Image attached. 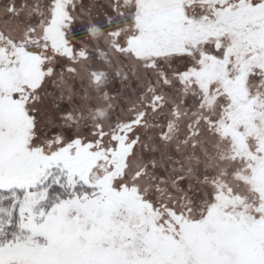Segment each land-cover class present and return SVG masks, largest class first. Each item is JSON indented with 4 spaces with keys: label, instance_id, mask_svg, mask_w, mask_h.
<instances>
[{
    "label": "rangeland",
    "instance_id": "1",
    "mask_svg": "<svg viewBox=\"0 0 264 264\" xmlns=\"http://www.w3.org/2000/svg\"><path fill=\"white\" fill-rule=\"evenodd\" d=\"M7 1L12 8L18 3L0 0V225L11 226L12 236L0 245V264H264V0H245L230 15L223 9L231 0H39L46 4L38 29L19 40L5 23L25 20L30 8L11 16ZM55 1L61 13L56 8L54 14ZM123 6L143 22L141 41L128 32L134 23L120 20ZM153 31L161 46L151 44ZM210 34L222 37V45L232 41L225 48L231 63H214L208 53L191 63H173L183 59L176 55L165 59L166 52L184 50L186 40L189 49L199 48ZM168 36L174 43L166 49ZM253 45L259 61L248 63ZM188 51L183 54L192 59L194 50ZM153 78L160 83L141 86ZM165 87L184 89L190 105L205 113L202 125L212 136L192 150L208 153L196 166L213 177L202 175L187 191L184 157L180 168H170L174 196L159 187L165 180L152 176L151 167L162 165L157 160L142 172L128 170L142 127L147 146H153L150 136L170 146V113L156 114ZM130 88L136 92L128 97ZM61 91L74 102L67 96L57 105ZM89 111L97 113L91 121ZM152 118L154 125L146 126ZM54 183L89 191L44 206Z\"/></svg>",
    "mask_w": 264,
    "mask_h": 264
},
{
    "label": "trees",
    "instance_id": "2",
    "mask_svg": "<svg viewBox=\"0 0 264 264\" xmlns=\"http://www.w3.org/2000/svg\"><path fill=\"white\" fill-rule=\"evenodd\" d=\"M16 1L18 2L17 8L14 7L12 9H10V6L13 7V5H12L13 3L7 5L8 1L6 2V5H7L6 9H8V11L11 10V11H9L11 16L16 13V11H17L16 9H18V7L22 8L23 6H25V7L29 6V8H30L29 13L27 14L28 18H26L25 20H21L17 23H14L12 21V25L8 26L9 30L8 29L7 30L9 32H11L12 35L15 34L17 36V37L13 36V38L15 40H19V39H23L25 36H30V35L33 36L34 35V32L36 31V29H38V22L40 21L39 19H40L41 14L43 13V8H44V5L46 3L43 1H39V0H16ZM30 5L32 7H30ZM90 8L92 9L93 6H91ZM92 11H94V8L92 9ZM13 23H14V25H13ZM38 31L39 30H37V32ZM28 34H30V35H28ZM121 66L123 68V65H121ZM84 72L86 73V71H84ZM58 73L61 74V70H59ZM123 74H125V76L127 78H129V76L131 75L130 73H125V72H123ZM123 74H121V76L118 75V78L119 77H120L119 79L123 78L122 77ZM72 75L73 74L70 73V75L67 77L68 78L73 77ZM86 75H87V73H86ZM86 75L81 74L79 76H77V75L76 76L78 78L80 77V79H83L84 81H86V78H87ZM67 77H65V78H67ZM150 79H151V77H150ZM158 79H159V77H158ZM158 79L153 78V80H150V81L147 80V81L141 83V86H144V87L146 85L150 86L151 82H153V83L157 82V84H158V83H160ZM56 83L60 84L61 87L65 86L62 84V82L59 83L58 81H56ZM132 86H134V85L131 83L129 85V87H132ZM139 88H140V85H139ZM131 89H132V91L129 92L128 97L134 96V92H136V89H134V88H131ZM63 90H65V89H63ZM163 90L165 91L168 89L165 87V89H163ZM51 91L53 94L54 90H51ZM102 92L103 93L100 96L103 97V95L105 93H104V91H102ZM60 93H62V94H60ZM60 93H58V96L61 95L58 98V100L60 102H58L57 105H64V103H67L66 101H64L65 97H67V96L69 98L68 99L69 103L74 102V99H71L72 96H70V92L61 91ZM165 93H167V92H165ZM170 93H169L170 95L166 94V96H164L160 93L161 98H163V100H162L163 102H162V104H160L159 109H158L159 111L156 113V114H158V116L163 115L166 112L170 113V115L167 118H170V120L172 121V128L173 127L175 128V132L173 129L172 134L169 137V140L171 141L170 146L166 147L164 145L165 147L164 146L161 147L160 143L163 140L162 139L159 140L158 138H156L155 141H152L151 137L153 138V136H150V138L148 139L153 144V146H147V144L145 142V136L148 135L147 134L148 129H143V127H142L141 131H139V130L137 131V133H138L137 139L140 140L139 144H138L139 148L137 151H135V155H133V159H130V161H129L130 167L128 170L132 171V173L134 172V170H137V172H142L144 167L149 169L150 165L155 163V160H157V162L161 163L162 165H160L159 167H154V168L151 167L152 172H154V173H152V176L156 175L159 179L161 178V179L165 180L162 183H161L162 180L159 182V187L161 186L163 188V190L166 191V193L168 195L174 196L173 192H175V191L172 188H170L171 185H169V183L171 182V180H174V178H171V176H173L175 174H173L172 171H170V170H172L170 168H171V166L173 168L179 167V164L181 163L180 160L182 161V159L184 157H185V160L187 159L188 163L190 164V169L187 170V175L188 176L191 175V176H189V178H190L189 182L186 183L184 186V188L187 189V191H188V189H192L194 186L197 185L196 183H198L200 181V178L202 177V175L204 176V179H206L204 181H207L208 176L213 177V175L210 174L211 171L209 172V171L204 170L202 172L201 170L199 171V169L196 166V163H197L196 158H200V155H202L204 157L207 155V157H208L209 156L208 153L207 152L200 153V152H196V151L192 150L193 147H196V145L194 143L198 142L201 138L205 139V140L209 139V141H212V139H211L212 136L210 133H208V130L206 129L205 119H204L205 125L204 124L202 125L203 118H205V113L204 114L202 113L201 108H197L196 106H194L193 102L190 105V100L188 101L184 97V95H185L184 89L181 90L180 92H176V93L170 92ZM72 95L76 97V95H78V94H76L74 92V94H72ZM134 100H135V98H134ZM131 101L132 100H130V102ZM96 102H98V100H96ZM91 106L93 107V105H91ZM191 106H194V107H191ZM170 107H172V109H170ZM117 108L121 112L125 108V107L123 108L122 102L120 100L117 102ZM190 110H192L193 112L190 113ZM87 114H89L88 116H89L90 121L97 117L96 116L97 113L95 111H89ZM98 114H99V112H98ZM148 114L151 115V117L155 118V116L152 115L150 113V111ZM150 124L152 126L154 125L153 118L150 121V123L147 124L146 126H148ZM139 126H140V124H139ZM140 132H142V134ZM158 137L160 138L161 135H159ZM213 143L214 142H212V144ZM143 146L152 150L153 155L149 156V155L144 154L143 153L144 151L142 150ZM213 147H215V146H213ZM213 147H208L207 149L211 150ZM169 148H173L175 151L169 152ZM189 148L192 151H189ZM171 162H172V164H171ZM160 169H162V170L164 169L163 170L164 172H162V174H159V172H161ZM184 170H185V168H184ZM198 171L201 174H199ZM137 172L135 171L134 173L136 174ZM176 174L180 175V173H176ZM182 174H184V173H182ZM206 175H208V176H206ZM214 176L216 177V173L214 174ZM181 183L183 186L184 181H181ZM158 189H161V188H158ZM81 190L82 191H89V187H87L83 184H77V185H75V187L72 188V190L68 191V190H64V188L60 184L54 183L48 188L49 194H47L46 198L43 199L42 202H43L44 206H51V205L55 204L56 202H60L62 199H65L67 196H70V195L72 196L73 193H78ZM149 190H151V189H148V187L144 189V191H149ZM196 190H197V187H196ZM152 191H154V189H152ZM157 191H159V190H157ZM4 192H6V191H4ZM156 196L159 198V196L157 194H156ZM182 196H185L188 199L187 201H190L193 199L192 197H190L189 192H182ZM9 201H10V199H8L5 202V204H8ZM13 217H14V215H12L11 219ZM11 236H12V227L0 225V245L2 243H4L7 240V238H9Z\"/></svg>",
    "mask_w": 264,
    "mask_h": 264
},
{
    "label": "flooded vegetation",
    "instance_id": "3",
    "mask_svg": "<svg viewBox=\"0 0 264 264\" xmlns=\"http://www.w3.org/2000/svg\"><path fill=\"white\" fill-rule=\"evenodd\" d=\"M123 1V0H122ZM170 3V2H169ZM246 3V1L245 0H231L230 2H228V4H227V6H226V8L225 9H223V14L224 15H230L231 13H232V11H233V8L236 6V5H243V4H245ZM129 5H127V7H128ZM168 7H169V5H168ZM12 7L10 6V9H11ZM129 8V7H128ZM124 9H125V7L123 6L122 8H120V10H119V18H120V20H124V21H126V20H128V18L130 19V21H131V23L133 22L134 23V27L133 28H129L128 27V32L130 31V34L132 33V30L134 31V33H132L131 35H134V36H140V41H141V36H142V34L144 33V31H145V27L143 26V22L142 23H137V19H135V18H131L128 14H125V11H124ZM169 9H170V11H168V13H169V15L170 14H172V11H171V6L169 7ZM220 9V8H219ZM139 15V14H138ZM185 15H188V12H186V14ZM168 16V15H167ZM215 17V16H214ZM213 17V18H214ZM151 19V18H150ZM147 24H148V22H147V19H145L144 20ZM121 22V21H120ZM7 23V24H6ZM5 23V25L6 26H9L10 24H9V22H6ZM130 22H129V20H128V23L126 24V26H128L129 24H131ZM140 26H142V28H143V30H142V32L139 34V30H140ZM257 32H259V30L256 28L255 30H253V33L251 34V37H253V43L256 41V40H254L255 39V37H256V39H257V37L259 36V33H257ZM262 36H263V40H264V29H262ZM129 34V33H128ZM228 33L225 31V33H222V34H220L222 37H226V35H227ZM170 36V35H169ZM169 36H168V39L167 38H165V41H164V47L166 48V49H169L170 47H172V45H173V40L171 39V38H169ZM217 36V35H216ZM221 37V38H222ZM228 38L230 37V36H227ZM221 38L218 40H215V37L213 36V35H207L203 40H201L200 42H199V48H197V49H195V48H188V46H190V44L188 43V41L189 40H186L185 42V49H187V52H189L188 50H194V52H193V56H192V59L190 58V56H188V54H183V51L185 50H181L180 52H178V51H176V52H172V51H169V53H165V59L167 58L168 59V63H170V60H169V58H172L173 56H180V57H182L183 59L180 61V62H178V61H176V62H173V63H191V61L192 62H194L195 60H197L198 59V61H199V58H198V56L199 55H201V53H208L209 55H213L212 57L214 58V63H221V62H226L225 60H224V58L226 59V60H228L227 61V63H231V61H232V59L234 58L233 57V54L232 53H229V54H227V55H225V48H226V45L227 44H229L230 42H232V41H227V42H225V45H222V41H221ZM214 39V42L213 41H211V40H213ZM230 39V38H229ZM162 40H163V38H161V39H158L157 38V33H156V31H153L152 33H150V42H151V44L152 45H154V46H157V45H159V46H161V42H162ZM252 40V39H251ZM203 41V42H202ZM211 41V42H210ZM210 44H212V48H211V50L209 51L208 50V47H209V45ZM193 47V46H192ZM261 50H263V62L261 61V59H260V57H259V60H260V62L261 63H264V47L261 49ZM260 50V51H261ZM235 51H237V49H235ZM190 53V52H189ZM257 54H259L260 55V52H259V50L257 49V47H256V45H253V47H252V49L250 50V52H248V57H250V59H249V62L248 63H256L254 60H256L257 59ZM187 57V59H185L184 60V58H186ZM188 58H190L191 60H188ZM135 59V61H137V62H139V63H143V60L141 59V56H137V57H135L134 58ZM166 59V60H167ZM258 59H257V61H259ZM120 63H123V61L122 62H120ZM126 63H127V61H126ZM128 63H131V62H129L128 61ZM255 70L254 69H251L250 70V73H252V72H254ZM258 74H260V72H257ZM92 78H93V82H96V81H98L99 80V76H98V79L97 80H95V75L94 76H91ZM128 81V80H127ZM250 81H252L253 83H252V85H254V83L256 82V80H254V79H251ZM128 84H131V79L128 81ZM153 84H155V82L153 83ZM155 87H157V86H155ZM131 89V88H130ZM165 92H167V93H165ZM171 91L169 90H162V88H161V90H160V93L162 94V95H164V96H166V94L167 95H170L171 93H170ZM170 93V94H169Z\"/></svg>",
    "mask_w": 264,
    "mask_h": 264
},
{
    "label": "crops",
    "instance_id": "4",
    "mask_svg": "<svg viewBox=\"0 0 264 264\" xmlns=\"http://www.w3.org/2000/svg\"><path fill=\"white\" fill-rule=\"evenodd\" d=\"M53 4H54V2H53ZM54 5H55V8H54V14H55V9H56V8H59V9H58V12H60L61 9H60V7H58L59 4H57V1H55V4H54ZM60 13H61V12H60Z\"/></svg>",
    "mask_w": 264,
    "mask_h": 264
},
{
    "label": "water",
    "instance_id": "5",
    "mask_svg": "<svg viewBox=\"0 0 264 264\" xmlns=\"http://www.w3.org/2000/svg\"><path fill=\"white\" fill-rule=\"evenodd\" d=\"M98 79V76H95V80H97Z\"/></svg>",
    "mask_w": 264,
    "mask_h": 264
}]
</instances>
